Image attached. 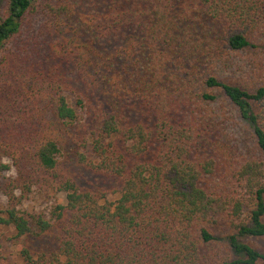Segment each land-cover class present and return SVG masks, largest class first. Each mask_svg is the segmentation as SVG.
<instances>
[{
	"label": "trees",
	"instance_id": "16d2710c",
	"mask_svg": "<svg viewBox=\"0 0 264 264\" xmlns=\"http://www.w3.org/2000/svg\"><path fill=\"white\" fill-rule=\"evenodd\" d=\"M262 240L264 0H0V264H264Z\"/></svg>",
	"mask_w": 264,
	"mask_h": 264
},
{
	"label": "rangeland",
	"instance_id": "374dc122",
	"mask_svg": "<svg viewBox=\"0 0 264 264\" xmlns=\"http://www.w3.org/2000/svg\"><path fill=\"white\" fill-rule=\"evenodd\" d=\"M96 177V176H95ZM95 183L98 181L94 180ZM109 199H114L115 197L112 194H108ZM64 199V194H61L57 200V203L62 202ZM55 203V201H49L41 198L40 196L34 195L31 197V199L28 201V208L30 210L40 212L43 211L45 213H48L50 211L51 206ZM263 246H264V240H262ZM6 252L8 254H16V251H14V248L11 246L6 245Z\"/></svg>",
	"mask_w": 264,
	"mask_h": 264
}]
</instances>
